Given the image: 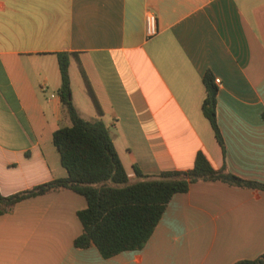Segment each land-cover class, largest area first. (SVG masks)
<instances>
[{
  "label": "crops",
  "instance_id": "obj_1",
  "mask_svg": "<svg viewBox=\"0 0 264 264\" xmlns=\"http://www.w3.org/2000/svg\"><path fill=\"white\" fill-rule=\"evenodd\" d=\"M146 11L157 19L150 38ZM60 51L76 53L129 182L134 165L147 175L183 170L202 151L214 167L264 184V0H0L2 195L67 175L52 142L68 123ZM79 64L71 57L68 72L80 114ZM206 70L219 79L222 145L201 111ZM86 110L97 117L94 105ZM85 206L67 189L16 202L0 214V264H233L264 252V189L193 182L142 248L108 258L73 245Z\"/></svg>",
  "mask_w": 264,
  "mask_h": 264
},
{
  "label": "trees",
  "instance_id": "obj_2",
  "mask_svg": "<svg viewBox=\"0 0 264 264\" xmlns=\"http://www.w3.org/2000/svg\"><path fill=\"white\" fill-rule=\"evenodd\" d=\"M56 56L60 72L57 93L68 123L53 131L52 142L67 175L12 194L0 193V214L11 211L16 202L25 198L63 189L79 193L85 198L86 206L76 213L81 232L74 238L73 245L76 248L94 246L103 258H108L122 251L142 248L172 196L186 191L193 182L217 180L234 186L264 189V184L242 179L224 167H214L202 151L196 152L192 166L183 170L147 175L134 165L137 180L129 182L76 53L60 51ZM71 57L79 64L96 109V118H83L73 104L68 72ZM202 82L205 95L201 111L222 145L216 121L217 85L209 70L204 72ZM233 264H264V252Z\"/></svg>",
  "mask_w": 264,
  "mask_h": 264
},
{
  "label": "rangeland",
  "instance_id": "obj_3",
  "mask_svg": "<svg viewBox=\"0 0 264 264\" xmlns=\"http://www.w3.org/2000/svg\"><path fill=\"white\" fill-rule=\"evenodd\" d=\"M73 91H74V101L76 107L79 108V111L81 112L80 113L81 116L87 118L89 112L88 110H86V106L87 108H91V110L93 108V104L91 102L88 93L85 91L83 87H81V85H77L76 83L73 84Z\"/></svg>",
  "mask_w": 264,
  "mask_h": 264
},
{
  "label": "built area",
  "instance_id": "obj_4",
  "mask_svg": "<svg viewBox=\"0 0 264 264\" xmlns=\"http://www.w3.org/2000/svg\"><path fill=\"white\" fill-rule=\"evenodd\" d=\"M158 31L156 15L152 11H146L144 14V34L146 38L156 35ZM215 84L219 83V79H214Z\"/></svg>",
  "mask_w": 264,
  "mask_h": 264
}]
</instances>
